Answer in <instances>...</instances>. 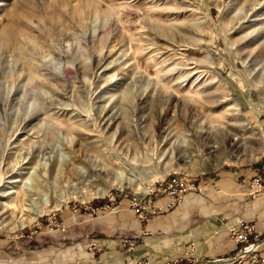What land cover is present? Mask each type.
<instances>
[{
    "label": "rangeland",
    "instance_id": "rangeland-1",
    "mask_svg": "<svg viewBox=\"0 0 264 264\" xmlns=\"http://www.w3.org/2000/svg\"><path fill=\"white\" fill-rule=\"evenodd\" d=\"M263 153L264 0H0V238L65 234L63 211L94 221L119 196L152 201L145 224L220 171L257 166L264 182ZM30 177L41 197L24 196ZM243 224L246 243L231 237ZM229 239L210 264H264L252 222Z\"/></svg>",
    "mask_w": 264,
    "mask_h": 264
},
{
    "label": "crops",
    "instance_id": "crops-1",
    "mask_svg": "<svg viewBox=\"0 0 264 264\" xmlns=\"http://www.w3.org/2000/svg\"><path fill=\"white\" fill-rule=\"evenodd\" d=\"M259 172L257 166L232 168L201 178L200 190L188 193L181 206L145 224L121 196L94 221L65 210L59 215V222L70 227L65 234L45 232L16 242L0 238V264H135L144 259L210 264L235 253L229 230L240 220L255 225L264 255V192L254 198L247 194ZM150 198L156 204L167 201ZM128 239L136 242L133 252L124 249Z\"/></svg>",
    "mask_w": 264,
    "mask_h": 264
},
{
    "label": "built area",
    "instance_id": "built-area-1",
    "mask_svg": "<svg viewBox=\"0 0 264 264\" xmlns=\"http://www.w3.org/2000/svg\"><path fill=\"white\" fill-rule=\"evenodd\" d=\"M264 156V153H263ZM187 183H183L182 180L178 179V180H173L170 184L167 185V187L165 188L166 190L169 191V194L174 197L173 202H176L180 199H182V196L188 191L189 187H187ZM163 189V190H165ZM264 191V182L260 179L257 178L255 179L252 184H251V188H250V196L255 197L258 194L262 193ZM144 200L142 201H138L135 200L132 203V207L134 209V211L138 214V216L144 220V217L147 214V211H149V209H151V206L148 204H152V201L149 200V202L146 200V204L143 203ZM241 231V232H239ZM237 231L234 230L233 236H231L235 241L237 242H242V243H246L248 242V238H249V234L251 233L252 229L251 228H246L245 224L242 225V228ZM126 246L129 248L128 250H132V244L131 242H126ZM257 247L256 246H252L250 247L247 251L246 254H250L253 251H257ZM264 262V260H263ZM137 264H154L152 261L147 260L144 262H139Z\"/></svg>",
    "mask_w": 264,
    "mask_h": 264
},
{
    "label": "bare ground",
    "instance_id": "bare-ground-1",
    "mask_svg": "<svg viewBox=\"0 0 264 264\" xmlns=\"http://www.w3.org/2000/svg\"><path fill=\"white\" fill-rule=\"evenodd\" d=\"M9 34H11V33H9ZM12 37H14V38L17 37V34L15 35V33L13 32L12 33ZM18 169L19 170H22V167L21 166L20 167H17V170ZM34 182H35V180L33 178H31V177L28 178L27 184H26V193L24 194V196H30V194H31L32 196L33 195H36V196L41 197L43 195L41 186L35 185ZM31 190H33L35 192H32ZM105 193L106 192H104L103 190L97 191V195H104ZM76 195H77L76 193L71 192L69 194L61 195L60 197H57V198H55V199H53L51 201H49L45 197L44 199H42L43 204L40 205V207H38L37 209H35V211H33L32 213H30L31 215H27L26 218L23 219L24 221L20 224V226H16V227H14V229H16V228H22V227H24V226H26L28 224L33 223L35 220H37L39 217H41L44 213H46L48 211L59 210L62 207V205H63L64 202L68 201L71 198H74Z\"/></svg>",
    "mask_w": 264,
    "mask_h": 264
}]
</instances>
